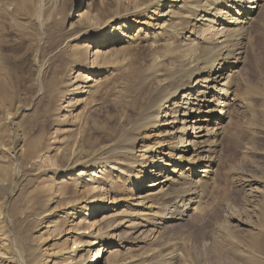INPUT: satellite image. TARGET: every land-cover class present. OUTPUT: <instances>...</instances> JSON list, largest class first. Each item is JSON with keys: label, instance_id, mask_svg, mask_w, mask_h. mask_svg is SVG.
<instances>
[{"label": "bare ground", "instance_id": "6f19581e", "mask_svg": "<svg viewBox=\"0 0 264 264\" xmlns=\"http://www.w3.org/2000/svg\"><path fill=\"white\" fill-rule=\"evenodd\" d=\"M39 2L34 12L38 22L43 0ZM85 4L86 8L72 12ZM69 8L65 16L72 36L69 41L88 39L98 34L102 25L112 28L104 45L91 56L87 45L75 52L74 61L86 65L81 70L93 74L87 78L80 71L73 76L72 83L85 84L80 86L83 94L75 105L91 98L95 105L101 83L96 75L109 67L110 57L121 44L135 38L131 33L140 30L135 25L143 24L141 30L146 29L144 36L155 52L168 48L169 53L157 58L147 96L137 100L135 117L128 120L121 139L127 147L147 140L136 159L124 166L113 158L136 153L130 148L117 149L113 140L104 145L89 141L85 149L74 145L67 154L55 149L54 156L37 157L39 164L47 161L39 172L55 177L43 193L49 196L48 202L53 199L54 206L42 216L49 218L55 210H65L42 224L44 232L37 231L38 237L47 233L48 238L59 239L51 250V246L42 250L41 264H208L218 237L243 248L244 254L237 249L242 255L262 259L264 213L256 233L248 238L241 239L228 225L219 224L201 240H192L191 235L174 240L160 233L162 228L181 229L208 218L203 206L217 179L213 165L223 135L233 139L231 110L242 97L264 102V76L255 77L264 62V0H128L107 23H102L106 14L102 17L94 8L92 13L89 0L75 1ZM165 57L170 67L164 66ZM8 117L14 119L15 115ZM261 131L264 134V125ZM20 148L14 141L9 153L12 158ZM58 155L66 161L65 169ZM127 168L142 172L139 177L138 172L128 176L123 172ZM12 174L14 179L20 175L17 165ZM150 178L151 184L145 185ZM117 182L122 189L109 195L113 186H119ZM130 189H134L132 194ZM68 216L77 218L66 229L59 220ZM147 243L156 246L135 263L128 261L126 245ZM0 247L11 254H0V264H36L18 258L4 235H0Z\"/></svg>", "mask_w": 264, "mask_h": 264}, {"label": "rangeland", "instance_id": "374dc122", "mask_svg": "<svg viewBox=\"0 0 264 264\" xmlns=\"http://www.w3.org/2000/svg\"><path fill=\"white\" fill-rule=\"evenodd\" d=\"M39 1L0 0V235L8 238L18 258L26 263L31 259L36 264H41L42 250L48 246H51V250L54 241L59 240L57 237L48 238L47 233L38 237L37 231L44 232L40 229L43 223L65 212L64 209H57L49 218L42 216L44 211L54 206L53 199L48 202L49 196L43 193L47 190L45 186L55 177L52 174L43 176L39 172L46 168L47 161L39 164L38 158L41 155L54 156L55 149L67 154L74 145H81L85 149L89 141L104 145L113 140L117 149L136 151L133 157L116 155L113 158L122 165L128 164L132 158L136 159L147 140L127 147L121 143V139L124 138L128 120L135 117L137 100L147 96L157 58L162 59V55L169 53L168 48L155 52L147 42L150 39L144 36L146 29L141 30L143 24L135 25L141 31L135 29L131 33L135 34V38L121 44L110 57L109 67L98 71L96 77L101 79V83L96 91L95 105L92 103L94 98L88 103L75 105L83 94L80 93V86L85 84L72 83V80L75 81L73 76L82 71V66L86 67L84 62L74 61L75 52L78 47L87 45L91 56L104 45L112 28L109 30L102 25L104 28L88 39L69 41L72 36L67 29L65 16L70 10L69 5L79 0H43L42 18L38 22L34 12ZM127 2L89 0V5L92 13L94 8L101 12L102 17L106 14L108 17L102 23H107ZM82 7L86 8L87 4L76 6L72 12ZM150 20L156 24L153 17ZM150 30L152 27L147 33ZM174 43L178 44V39ZM80 54L83 57L82 51ZM163 62L165 67L171 66L168 57ZM88 71H82V76L93 77ZM263 76L264 62L255 74L257 79ZM261 100L242 97L231 110L230 117L234 124L230 127V133H234L233 139L223 135L220 154L216 165H213L217 179L203 206L208 218L181 229L162 228L161 236L178 240L191 235L192 240H201L209 234L210 228L218 224V227L228 225V230L241 239L256 233L264 213V134L261 131L264 102L262 104ZM9 115H15V118L10 117V120ZM14 141L21 147L16 152V159L9 154ZM58 157L59 164L65 169L66 161L62 156ZM16 165L20 175L15 180L12 173ZM123 172L128 176H135L138 172L139 177L142 171L127 168ZM157 173L161 174L159 171ZM116 184L119 186H113L109 195L116 194L119 187V191L122 189L123 186L118 182ZM149 184L151 178L145 181V185ZM133 190L129 192L132 194ZM76 218L68 216L59 220V224L67 229L76 223ZM217 239L208 264H264L263 254L260 260L248 257L242 255L243 248H238L235 243L225 242L222 237ZM154 246L156 244L153 243L126 245L128 261L135 263ZM237 249L243 250V253ZM0 254L11 256L5 247H0Z\"/></svg>", "mask_w": 264, "mask_h": 264}]
</instances>
